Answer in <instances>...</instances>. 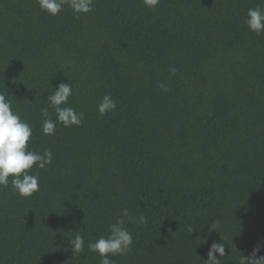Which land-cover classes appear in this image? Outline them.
Here are the masks:
<instances>
[{
    "label": "trees",
    "instance_id": "trees-1",
    "mask_svg": "<svg viewBox=\"0 0 264 264\" xmlns=\"http://www.w3.org/2000/svg\"><path fill=\"white\" fill-rule=\"evenodd\" d=\"M258 5L95 0L51 16L37 0H0V91L32 127L29 150L53 153L31 169L32 197L0 186V264H101L87 245L123 209L147 223H126L132 251L115 264H205L213 243L221 264L264 255V34L244 22ZM60 83L84 119L46 136L41 109L56 119ZM104 95L117 107L102 116Z\"/></svg>",
    "mask_w": 264,
    "mask_h": 264
},
{
    "label": "clouds",
    "instance_id": "clouds-1",
    "mask_svg": "<svg viewBox=\"0 0 264 264\" xmlns=\"http://www.w3.org/2000/svg\"><path fill=\"white\" fill-rule=\"evenodd\" d=\"M37 3L41 11L51 16H58L65 6L71 8L78 16L95 10V0H37ZM143 3L146 7L155 9L160 0H143ZM244 22L256 35L264 34V9L259 5L256 8H249ZM171 71L175 74L176 69L173 68ZM159 87L165 88V85L161 83ZM72 95L71 83H60L48 97L50 107L55 110L56 119L50 118L49 108L41 109L44 135L54 136L58 123L64 127L82 125L84 113L68 106ZM8 97V92L0 91V186H9L11 180L12 189L22 198H29L40 190L39 176L31 174V169L33 167L46 169L52 164L53 153L49 149H45L43 153L29 150L28 144L33 135L32 127L13 111L12 101ZM116 107L117 104L110 95H104L97 105L102 116L115 111ZM126 223H137L142 226L147 223V218L142 214L138 218L134 217L129 214L128 209H123L116 222L109 225L107 236H100L94 242L88 243V249L99 254L101 264H115L110 257L125 256L132 251L133 237L125 226ZM209 231H217V221L212 224ZM84 244V236L76 231L70 238L74 255L84 251ZM259 253L260 246H257L249 256L241 255L239 264H264V255ZM217 254L219 257L226 255L224 243L211 245L205 264H221Z\"/></svg>",
    "mask_w": 264,
    "mask_h": 264
}]
</instances>
